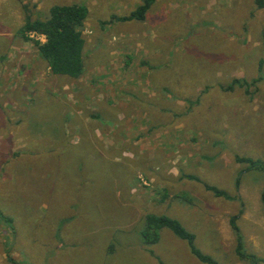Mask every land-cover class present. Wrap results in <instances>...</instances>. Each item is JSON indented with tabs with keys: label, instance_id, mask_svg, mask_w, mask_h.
<instances>
[{
	"label": "rangeland",
	"instance_id": "1",
	"mask_svg": "<svg viewBox=\"0 0 264 264\" xmlns=\"http://www.w3.org/2000/svg\"><path fill=\"white\" fill-rule=\"evenodd\" d=\"M141 1L0 0V264H206L168 228L145 244L149 213L178 219L217 264H264V7L155 0L142 20L102 23ZM55 4L88 8L77 78L47 72L21 33ZM22 57L26 78L41 75L18 112L2 101ZM234 78L247 89L228 90ZM240 212L256 263L235 253Z\"/></svg>",
	"mask_w": 264,
	"mask_h": 264
},
{
	"label": "trees",
	"instance_id": "2",
	"mask_svg": "<svg viewBox=\"0 0 264 264\" xmlns=\"http://www.w3.org/2000/svg\"><path fill=\"white\" fill-rule=\"evenodd\" d=\"M154 2L155 0H142L127 15L112 14L108 20H105L102 23L105 24L111 21L142 20L147 10ZM254 3L257 8L264 7V0H254ZM87 14L88 8L85 5L55 4L49 8V14L45 19L38 20L31 19L29 16L26 17L21 33L26 40H31L37 47L41 58L45 61L51 73L67 75L73 78H77L83 73V49L85 39L81 28ZM29 32L43 35L44 41L30 39L27 36V33ZM259 79H261V77H258L256 81ZM234 85L248 87L249 83L234 78L232 79L231 84L227 85V89L232 90ZM235 161L237 163L248 164L243 171L251 168H260V164H257L253 158L248 156L236 155ZM261 166L264 167L263 165ZM240 174L241 172L239 175ZM239 175L235 181L236 187L239 185ZM186 177L200 181V179L194 175H186ZM203 185L205 189L211 191L217 197H222L224 199L234 198L233 196L228 195L225 190H222L217 186L204 182ZM260 199L264 205V188L260 192ZM239 215H231L229 219V224L235 233V253L240 260L250 258L253 263H256L255 255L246 254L242 251L241 235L236 223ZM162 228H168L178 238L186 241L191 253L201 262L206 264H217V261L212 256L202 253L195 246V235L192 232L188 231L178 219L165 214L149 213L144 216L143 228L140 230L143 242L148 245L155 244L160 238L159 231ZM262 261H264V258ZM160 264L164 263L160 260Z\"/></svg>",
	"mask_w": 264,
	"mask_h": 264
},
{
	"label": "crops",
	"instance_id": "3",
	"mask_svg": "<svg viewBox=\"0 0 264 264\" xmlns=\"http://www.w3.org/2000/svg\"><path fill=\"white\" fill-rule=\"evenodd\" d=\"M41 58V57H40ZM12 59V58H11ZM9 59V61L11 60ZM36 59H32V61H34ZM31 61V62H32ZM33 63V62H32ZM27 65L24 63V58L22 57L19 61H18V65H16L15 67H13L15 69L14 73H9L7 74L8 77L10 75V79L12 81V84H8L10 83L8 81V83H6V85H4V90L6 91H10V93H6V95L8 96L6 98V100L2 101V106L5 108H9L11 107V105L14 107L15 110H17V108H19L18 112H23L24 111V106L20 105L18 100H17V96L16 93H19V100L22 98L25 100V80H30V81H36L37 78L40 77L41 75V67H39V71L36 72V74L32 77V78H26V69H27ZM46 71L50 72L49 67L46 66ZM14 78H16L17 81H14ZM3 85V83H2ZM1 86V85H0ZM2 87V86H1ZM13 90H16V92L14 91V94L12 93ZM19 90V91H18ZM23 92V93H22ZM261 200V199H260ZM243 214V212H241V214L239 215V217ZM238 217V219H239ZM237 219V220H238ZM248 220V218H247ZM249 222H251L252 224H256V222H259L258 218L254 219L253 217H251V219L249 220ZM264 223V222H263ZM264 236V235H262ZM251 238L254 240V237L251 236ZM160 239V238H159ZM159 241V240H158ZM157 241V242H158ZM156 242V243H157ZM186 242V241H185ZM155 243V244H156ZM187 244V243H185ZM110 247V246H109ZM187 247L189 249V246L187 244ZM190 250V249H189ZM191 252V251H190ZM152 253V252H151ZM150 253V254H151ZM152 255V254H151ZM239 259V258H238Z\"/></svg>",
	"mask_w": 264,
	"mask_h": 264
},
{
	"label": "built area",
	"instance_id": "4",
	"mask_svg": "<svg viewBox=\"0 0 264 264\" xmlns=\"http://www.w3.org/2000/svg\"><path fill=\"white\" fill-rule=\"evenodd\" d=\"M34 33V32H33ZM37 34V33H36ZM43 36V35H42Z\"/></svg>",
	"mask_w": 264,
	"mask_h": 264
}]
</instances>
